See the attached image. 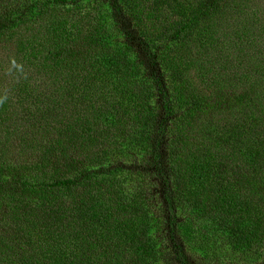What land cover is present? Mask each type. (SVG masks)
Listing matches in <instances>:
<instances>
[{
  "label": "trees",
  "instance_id": "16d2710c",
  "mask_svg": "<svg viewBox=\"0 0 264 264\" xmlns=\"http://www.w3.org/2000/svg\"><path fill=\"white\" fill-rule=\"evenodd\" d=\"M0 55V264H264V0H0Z\"/></svg>",
  "mask_w": 264,
  "mask_h": 264
},
{
  "label": "rangeland",
  "instance_id": "374dc122",
  "mask_svg": "<svg viewBox=\"0 0 264 264\" xmlns=\"http://www.w3.org/2000/svg\"><path fill=\"white\" fill-rule=\"evenodd\" d=\"M258 6H259V4H258ZM0 58H1V55H0ZM1 59H2V58H1ZM2 67H3L4 69L7 67L6 64H5L4 62L0 64V70H1Z\"/></svg>",
  "mask_w": 264,
  "mask_h": 264
}]
</instances>
